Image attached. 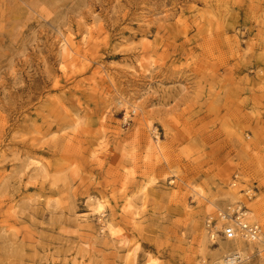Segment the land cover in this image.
Masks as SVG:
<instances>
[{
  "label": "rangeland",
  "instance_id": "1",
  "mask_svg": "<svg viewBox=\"0 0 264 264\" xmlns=\"http://www.w3.org/2000/svg\"><path fill=\"white\" fill-rule=\"evenodd\" d=\"M231 204L264 218V0H0V264H211Z\"/></svg>",
  "mask_w": 264,
  "mask_h": 264
},
{
  "label": "bare ground",
  "instance_id": "2",
  "mask_svg": "<svg viewBox=\"0 0 264 264\" xmlns=\"http://www.w3.org/2000/svg\"><path fill=\"white\" fill-rule=\"evenodd\" d=\"M144 40H148V38L146 36H144L143 38ZM149 43L146 41V45H148ZM64 48L67 52H74V53H78V51L76 50L75 46L73 45V43L71 42V40L67 39L66 43L64 44ZM131 107L133 109V111L137 112L138 109L142 110V108L137 104V103H132ZM107 117V111L104 110L100 113L99 115V121L100 122H104L105 119ZM84 120V115H81L80 113H73L68 115V123L66 124L67 128L70 129H79L80 125L83 123ZM157 141L159 140L158 137ZM157 141H154V145L152 143V146H156L158 148H160V145H158ZM199 195L201 197H203L205 199V201L208 204L207 207V211L213 212L216 208H218V197L214 194L211 195H203L201 193H199ZM237 195H235V193L231 192L228 195V198L230 199H235ZM91 208V212L92 214L97 217V219L100 222L101 228H100V232L105 235V236H109V237H114L116 235V232L114 231V228L111 226V221L110 219L107 217V213L103 207L102 204L98 203H91V205L89 206ZM87 216H83L81 219H86ZM245 220L251 224H263L264 225V218L261 216H258L256 213H254L253 211H246V217ZM215 233L209 234V232L205 233V236L207 238H209L210 240H213V238H215ZM263 239H260L259 241L256 242H250L247 241L241 237H237L235 240L233 241H228L227 245H225L222 249H221V253L224 256L223 260H216L218 259V257H214L213 261L211 264H225L227 262H229L230 264H238V260L236 259H241V258H245L244 255H246V251L247 249L250 248H254V247H262L263 244ZM239 257V258H238ZM230 259V260H229ZM229 260V261H228Z\"/></svg>",
  "mask_w": 264,
  "mask_h": 264
},
{
  "label": "built area",
  "instance_id": "3",
  "mask_svg": "<svg viewBox=\"0 0 264 264\" xmlns=\"http://www.w3.org/2000/svg\"><path fill=\"white\" fill-rule=\"evenodd\" d=\"M246 211L247 209L241 204H231L218 211V218L222 222L220 229L217 230L218 232L213 230V226H216L214 225L216 222L214 219L207 220V224L215 234H221L226 241H233L238 236L250 242H256L260 239L264 241V229L259 224L247 222L245 220ZM236 260H238L236 261L238 264L241 262L240 258ZM225 264L230 263L227 262Z\"/></svg>",
  "mask_w": 264,
  "mask_h": 264
}]
</instances>
